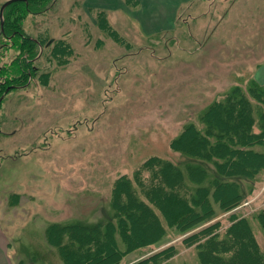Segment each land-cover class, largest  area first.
<instances>
[{
  "label": "rangeland",
  "instance_id": "obj_1",
  "mask_svg": "<svg viewBox=\"0 0 264 264\" xmlns=\"http://www.w3.org/2000/svg\"><path fill=\"white\" fill-rule=\"evenodd\" d=\"M6 1L0 0V10ZM49 4L43 13H27L21 23L27 36L42 41L31 43L34 75H27L26 83L8 80L0 87V222L17 264H64L47 242L50 224L111 219L121 177L144 191L147 182L136 172L148 159L183 166L190 157L172 144L184 128L196 123L202 129L204 111L233 88L247 92L251 81L264 84V0H188L173 14L146 10L134 0ZM17 5L4 11L3 20L5 13L15 20ZM57 42L67 49L63 62L53 54ZM0 53L7 69L1 84L5 74L16 75L11 62L19 52L0 36ZM209 130L229 140V134ZM247 186L240 206L219 209L189 230L163 221L165 234L125 252L120 264L144 262L171 245L174 253L162 264H202L204 247L186 238L217 221L215 233L222 238L232 214L250 218L264 249V229L256 217L264 208V173ZM128 203L129 197L123 198L119 207ZM137 216L136 209L126 212L132 224ZM227 244L218 249L223 258L241 246L231 237ZM159 258L153 261L158 264Z\"/></svg>",
  "mask_w": 264,
  "mask_h": 264
},
{
  "label": "trees",
  "instance_id": "obj_2",
  "mask_svg": "<svg viewBox=\"0 0 264 264\" xmlns=\"http://www.w3.org/2000/svg\"><path fill=\"white\" fill-rule=\"evenodd\" d=\"M47 1L16 0L6 7L5 11L18 4L14 8L17 13L15 20L12 21L9 13H5V21L0 28V36L18 47L19 53L11 62L18 69L12 77L5 74L6 82L0 87H5L8 80L27 82V75H34L32 60L36 53L31 43L39 45L42 41L27 36L21 23L27 13L48 10L51 6H45ZM134 1L140 4L139 0ZM65 49L61 42H57L53 49L59 62L64 61ZM2 70H7L6 65H0V74ZM234 112H237V121ZM201 119L202 129H197L199 125L196 123L188 124L173 140V147L190 157L183 166L159 157L148 159L136 172V178L147 182L144 191L140 186L132 187L128 177L119 179L114 189L112 204L115 214L111 219L95 225L77 221L48 226L47 242L57 250L64 264H120L125 252L159 240L165 234L163 221L181 230H189L214 218L219 209L226 212L242 204L248 194L247 185H255L256 181L262 180L264 173V84L251 81L247 92L240 87L233 88L215 100ZM228 120L236 123L230 125ZM254 125L259 131L254 130ZM208 126L229 134V140L223 136L214 137ZM127 197V206L119 207ZM133 209L139 211V216L132 224L126 212ZM256 217L264 229V208ZM231 219L232 223L222 238L220 233H215L220 221L186 238V241L194 240L204 247L205 254L204 251L199 252L201 263L226 264L224 261L227 259L231 264H264V249L256 239L250 218L232 214ZM117 235L125 243L124 249H121ZM229 237L238 239L241 246L235 252H228L224 259L218 249L227 247ZM174 250L175 246L171 245L137 264H156L153 260L158 257H161L158 264H162L161 261Z\"/></svg>",
  "mask_w": 264,
  "mask_h": 264
},
{
  "label": "crops",
  "instance_id": "obj_3",
  "mask_svg": "<svg viewBox=\"0 0 264 264\" xmlns=\"http://www.w3.org/2000/svg\"><path fill=\"white\" fill-rule=\"evenodd\" d=\"M140 2L142 8L146 10H154L158 12L171 11L173 14L183 3L188 2V0H140ZM165 15L167 14L165 13ZM160 18L163 20L166 17L161 16ZM13 252L8 231L0 222V264H17Z\"/></svg>",
  "mask_w": 264,
  "mask_h": 264
},
{
  "label": "water",
  "instance_id": "obj_4",
  "mask_svg": "<svg viewBox=\"0 0 264 264\" xmlns=\"http://www.w3.org/2000/svg\"><path fill=\"white\" fill-rule=\"evenodd\" d=\"M14 1H16V0H8V1H6V2L2 5V7H1V10H0V17H1V23H2V26H3V24H4V20H3V14H4V11H5L6 7H7L9 4H11L12 2H14ZM51 41H52V40H51ZM51 41H50L49 43H51Z\"/></svg>",
  "mask_w": 264,
  "mask_h": 264
}]
</instances>
